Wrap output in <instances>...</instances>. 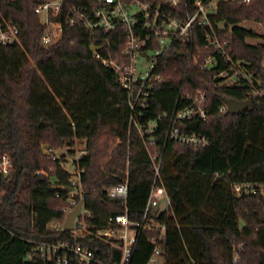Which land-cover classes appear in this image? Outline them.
Instances as JSON below:
<instances>
[{
	"label": "trees",
	"instance_id": "obj_1",
	"mask_svg": "<svg viewBox=\"0 0 264 264\" xmlns=\"http://www.w3.org/2000/svg\"><path fill=\"white\" fill-rule=\"evenodd\" d=\"M192 1L186 0L189 9ZM248 1H220L209 17L210 28L196 31L195 48L171 52L160 70L165 81L152 92L150 107L135 114L139 127L164 114L168 118L143 137L129 126L127 93L117 74L93 59L82 26L64 24L60 39L44 47V27L34 13L39 0L0 1L2 15L20 28L18 43L0 45V157L7 155L12 165V173L0 178V264H51L27 261L29 242L70 237L61 230L69 185L63 165L77 154L76 145L85 152L76 163L90 212L87 224L99 229L111 227L109 218L125 211L105 194L124 177L128 220L142 221L154 180L149 153H162L170 206L147 216L130 264H146L152 250L147 239L162 226L164 264H264V35L242 25L248 21L264 29V0ZM83 3L63 0L60 18ZM205 34L216 37L231 62L213 48L205 53ZM122 36L108 35L110 46L100 51L102 58L123 51ZM255 39L261 42H247ZM207 55L217 65L201 70ZM221 71L227 77H219ZM180 89L206 94L208 120L176 129L206 136L205 149L166 139L169 116L185 105ZM225 100L249 101L250 107L241 115H226L220 112ZM238 184L256 191L239 195Z\"/></svg>",
	"mask_w": 264,
	"mask_h": 264
},
{
	"label": "built area",
	"instance_id": "obj_2",
	"mask_svg": "<svg viewBox=\"0 0 264 264\" xmlns=\"http://www.w3.org/2000/svg\"><path fill=\"white\" fill-rule=\"evenodd\" d=\"M13 3L16 0H0ZM87 3L74 4L60 18L63 0H39L34 13L44 27L41 44L44 47L54 45L61 37L63 26H82L92 47L93 59L110 67L118 77L121 88L127 93V109L129 126L137 129L141 137L154 128L158 121L168 118L166 114L146 125H138L135 114L142 113L150 107L154 89L165 81L160 73L171 52L178 49L195 48L196 31L210 28V15L215 14L220 1L234 0H193L187 5L186 0H85ZM248 4V0H243ZM182 8V14L178 12ZM19 25L5 18L0 12V45L7 46L18 43ZM122 33L123 51L115 57L102 58L100 51L110 46L109 34ZM205 53L209 48L221 55L224 62H231L216 37L203 36ZM191 52V50H190ZM194 63L197 60L193 57ZM199 63V62H198ZM213 56H205L200 62L201 70L216 67ZM226 71L218 76L227 77ZM179 99L185 102L181 108H175L169 116L167 140L180 144L187 149H205L209 139L197 133L180 134L176 129L188 121L206 122L208 120L207 100L205 93L191 94L180 89ZM226 106L220 108L225 111ZM85 154L82 149L73 159L68 158L63 165L69 175L68 191L65 198V216L79 204L80 211L73 220L69 231L70 237L56 243H33L26 251L27 261H43L51 264H130L136 251L139 235L144 230L147 216L158 212L161 204L166 203L169 209L170 199L162 183V153H149L154 171L153 185L146 200L142 221L131 223L127 217L128 178L106 188L109 199L118 200L125 211L123 214L110 217L111 227L99 229L89 226L87 220L90 212L85 209L81 175L82 170L76 163ZM12 173L11 160L7 155L0 157V178ZM263 188V187H261ZM260 188V189H261ZM237 194L255 193L256 189L249 185H235ZM59 198V195H56ZM64 223V222H63ZM59 230V227H56ZM63 229V224L61 226ZM164 227L156 230L157 236L147 240L152 246L146 264H164Z\"/></svg>",
	"mask_w": 264,
	"mask_h": 264
},
{
	"label": "water",
	"instance_id": "obj_3",
	"mask_svg": "<svg viewBox=\"0 0 264 264\" xmlns=\"http://www.w3.org/2000/svg\"><path fill=\"white\" fill-rule=\"evenodd\" d=\"M96 47H90V51H97ZM224 105L226 106V115H241L249 107V101H235V100H225ZM81 205L79 204L73 211L68 213L64 219L63 229L65 231H70L72 228L73 220L80 211Z\"/></svg>",
	"mask_w": 264,
	"mask_h": 264
},
{
	"label": "rangeland",
	"instance_id": "obj_4",
	"mask_svg": "<svg viewBox=\"0 0 264 264\" xmlns=\"http://www.w3.org/2000/svg\"><path fill=\"white\" fill-rule=\"evenodd\" d=\"M216 1H219V0H216ZM243 27H246V28H249V29H252L257 35L259 36H262L264 35V29L262 27L261 24H257V23H253V22H243L242 23ZM247 42L251 45L253 44H256V43H259L261 42V39H255V40H247ZM83 149L82 145L79 146V145H76L74 147V150L78 151L76 155L79 154V152ZM65 149L64 148H61L60 150L56 151L55 153L57 155H60ZM75 155V156H76ZM166 210V203H163L160 205L159 207V211H165Z\"/></svg>",
	"mask_w": 264,
	"mask_h": 264
}]
</instances>
